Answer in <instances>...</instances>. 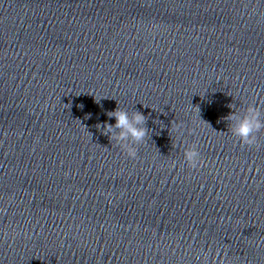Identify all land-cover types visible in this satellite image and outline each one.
<instances>
[{
    "label": "clouds",
    "instance_id": "1",
    "mask_svg": "<svg viewBox=\"0 0 264 264\" xmlns=\"http://www.w3.org/2000/svg\"><path fill=\"white\" fill-rule=\"evenodd\" d=\"M232 108L231 105L228 106ZM109 118H115V124L105 123V134L109 135L110 140H116L118 144L126 148L128 155L135 157L136 153L130 144H139L147 135V128L144 126L146 117L140 111H134L130 116L126 110L117 107L115 110L107 113ZM232 122L231 130L233 135L239 137L241 143L253 146L256 144V133L264 128V120L261 119V113L258 105H249L242 114L235 111L228 117ZM114 129H119L117 135H110ZM184 160L190 167H196L199 162V152L195 146L184 150Z\"/></svg>",
    "mask_w": 264,
    "mask_h": 264
}]
</instances>
